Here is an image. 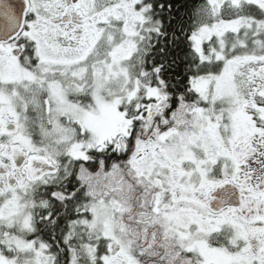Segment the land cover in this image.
Wrapping results in <instances>:
<instances>
[{"label":"snow or ice","instance_id":"6c2138e0","mask_svg":"<svg viewBox=\"0 0 264 264\" xmlns=\"http://www.w3.org/2000/svg\"><path fill=\"white\" fill-rule=\"evenodd\" d=\"M0 264H264V0H0Z\"/></svg>","mask_w":264,"mask_h":264}]
</instances>
